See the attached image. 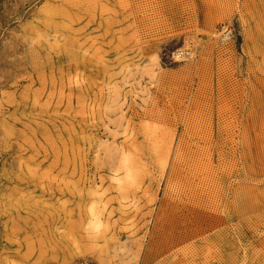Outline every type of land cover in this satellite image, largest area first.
I'll return each instance as SVG.
<instances>
[{
	"label": "rangeland",
	"instance_id": "374dc122",
	"mask_svg": "<svg viewBox=\"0 0 264 264\" xmlns=\"http://www.w3.org/2000/svg\"><path fill=\"white\" fill-rule=\"evenodd\" d=\"M0 264H264V0H0Z\"/></svg>",
	"mask_w": 264,
	"mask_h": 264
},
{
	"label": "built area",
	"instance_id": "2783aa9c",
	"mask_svg": "<svg viewBox=\"0 0 264 264\" xmlns=\"http://www.w3.org/2000/svg\"><path fill=\"white\" fill-rule=\"evenodd\" d=\"M222 31L224 33L223 34V39H225L226 36H229V33H231V29H229L228 26H225Z\"/></svg>",
	"mask_w": 264,
	"mask_h": 264
}]
</instances>
